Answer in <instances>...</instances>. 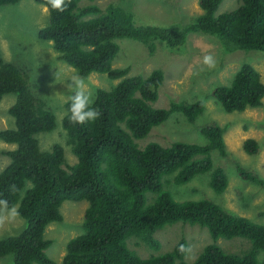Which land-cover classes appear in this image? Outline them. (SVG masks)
<instances>
[{"label":"trees","instance_id":"trees-1","mask_svg":"<svg viewBox=\"0 0 264 264\" xmlns=\"http://www.w3.org/2000/svg\"><path fill=\"white\" fill-rule=\"evenodd\" d=\"M19 1L0 0V7ZM34 1L45 5V0ZM82 1L96 0H71L62 13L47 10L49 23L39 31V40L52 43L58 60L80 75L97 73L118 81L108 89H96L92 106L101 115L95 122L70 124L66 102L62 128L75 163H67L58 144L49 151L40 149L39 134L57 127L55 114L33 94L24 72L4 62L0 50V102L5 95L16 96L9 109L15 128L0 131V140L14 145L13 150L2 152L10 162L0 172V198L18 204L24 221L20 232L0 239V259L10 256L12 264H56L47 256L52 242L45 238V231L49 224L63 220L60 208L64 202L85 201L83 232L68 241L61 264H187L186 254L179 252L181 245L188 247L185 239L170 252L159 253L156 232L176 223L205 228L213 240L193 264H258V254L264 252L263 225L208 200L178 202L164 190L171 183L187 184L194 176L208 173L212 190L224 193L227 176L213 164L211 152L226 157V129L216 124L202 127L206 144L151 142L139 148L135 140L144 139L172 114H182L191 124L204 105L200 101L171 102L167 109L154 108L162 72L128 76L129 68H114L113 61L119 39L141 42L153 52L156 41L176 50L194 34L213 37L223 54H264V0H240L234 10L219 15L224 0H199L203 13L191 24L169 30L137 25L130 12L115 4L101 10L94 4L81 7ZM210 95L228 114L258 108L264 98V74L261 80L253 66L243 63L228 86H217ZM242 148L251 156L260 152V144L252 138ZM236 171L241 180L264 187L258 174L240 165ZM13 185L16 192L11 191ZM235 238L250 243L242 255L227 253L217 244L219 239ZM130 239L143 242L152 256H138L128 248Z\"/></svg>","mask_w":264,"mask_h":264},{"label":"rangeland","instance_id":"rangeland-1","mask_svg":"<svg viewBox=\"0 0 264 264\" xmlns=\"http://www.w3.org/2000/svg\"><path fill=\"white\" fill-rule=\"evenodd\" d=\"M87 4H94L101 10H105L109 4H115L130 12L137 25L168 30L185 27L202 14L199 0H96L92 3L82 1L80 6ZM239 4L240 0H224L216 14L232 11ZM48 23V12L34 0H20L14 5L0 7V50L4 62L12 63L24 72L33 94L55 114L57 127L38 136L40 149L49 151L56 144L62 146L66 161L71 165L76 162V158L62 128V118L71 95L66 84L70 76L77 72L58 60L59 54L52 43L39 40V31ZM116 43L119 49L113 61L114 68H129L128 76L147 77L154 70L162 72L163 82L159 88V98L152 104L154 108L167 109L171 102L200 101L204 105L202 114L191 124L182 114H172L166 122L153 128L144 139L135 140L139 148L142 149L151 142L163 146L177 141L206 144V139L200 132L202 127L216 124L226 129V157L222 158L217 151L211 152L213 164L223 168L227 176L228 186L224 193L217 194L212 190L208 173L194 176L187 184L171 183L169 190L164 189V186L163 189L169 191L178 202L208 200L228 212L264 226V187L241 180L236 171V166L240 165L264 179V98L258 108L228 114L210 95L213 88L228 86L243 63L253 66L263 80L264 54L258 51L223 54L213 37L199 34L190 35L186 43L176 50H171L162 41L154 42L153 52L147 45L131 39H119ZM208 54L215 57L217 66L213 70L201 71L203 57ZM85 79L94 99L97 88L108 89L118 83L97 73H92ZM15 100L16 96L13 94L1 99L0 131L15 128L14 119L9 112ZM249 138L260 144V152L255 156L246 154L242 148L243 142ZM13 149L14 145L0 140V172L10 162L2 152ZM152 197L148 194L149 200ZM87 206L85 201L64 202L60 208L63 220L47 227L45 238L52 244L46 253L56 264L62 263L68 241L83 232V215ZM23 227L24 221L18 218L0 229V239L17 234ZM155 236L161 243L159 253L170 252L180 239H185L191 249L184 259L187 264H193L203 249L213 244L207 229L182 223L166 226L158 230ZM127 244L141 258L152 256L143 242L130 239ZM217 244L225 252L237 255H242L250 247L249 241L243 238L229 241L219 239ZM263 260L264 252H261L257 263L262 264ZM0 264H12L11 257L1 258Z\"/></svg>","mask_w":264,"mask_h":264},{"label":"clouds","instance_id":"clouds-1","mask_svg":"<svg viewBox=\"0 0 264 264\" xmlns=\"http://www.w3.org/2000/svg\"><path fill=\"white\" fill-rule=\"evenodd\" d=\"M71 0H45V10H53L56 12H64ZM203 13V12H202ZM203 70H213L217 66V61L211 54L205 55L202 61ZM56 81V74H55ZM67 91L71 93L68 97L69 107L67 109V118L72 125H84L85 123L95 122L100 118V111L93 107L94 98L88 90V85L84 76L74 73L70 76L66 84ZM11 191L16 192L17 189L13 185ZM19 205L11 203L6 198H0V229L6 225L14 223L20 218ZM181 254H189L191 249L181 245L179 248Z\"/></svg>","mask_w":264,"mask_h":264}]
</instances>
